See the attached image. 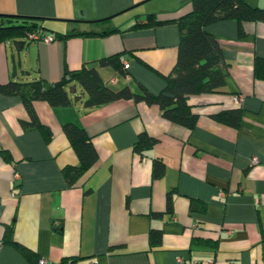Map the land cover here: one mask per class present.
<instances>
[{
    "label": "crops",
    "instance_id": "0c3cea01",
    "mask_svg": "<svg viewBox=\"0 0 264 264\" xmlns=\"http://www.w3.org/2000/svg\"><path fill=\"white\" fill-rule=\"evenodd\" d=\"M246 1L264 8V0ZM192 8V0H0V23L32 16L44 34L95 32L1 42L0 84L54 83L86 67L114 91L159 94L181 30L177 22L142 23L151 13L170 19ZM205 30L229 66L223 91L189 97L193 128L133 98L89 109L77 86L67 106L34 101L52 130L47 139L29 125L21 96L0 93V264H264V22L219 19ZM114 55L126 70L123 61L100 63ZM235 108L237 125L215 118ZM68 122L86 130L98 153L76 183L65 171L80 162ZM142 133L156 142L137 151ZM153 230L161 232L158 244Z\"/></svg>",
    "mask_w": 264,
    "mask_h": 264
},
{
    "label": "trees",
    "instance_id": "16d2710c",
    "mask_svg": "<svg viewBox=\"0 0 264 264\" xmlns=\"http://www.w3.org/2000/svg\"><path fill=\"white\" fill-rule=\"evenodd\" d=\"M192 2L193 8L189 13L170 19H159L156 13H151L147 16L146 23H142V25H157L177 22L181 30L177 62L171 73L164 76L166 86L159 94H152L145 89L137 93L129 87L114 91L104 84L95 69L86 67L68 71L61 80L54 83L42 80H11L0 84V93L21 96L31 118L29 125L39 127L47 139L51 137L52 130L39 120L34 109V101L44 100L51 106H67L72 103L70 92L75 91L77 86H80L83 93L87 94L85 106L89 109L121 98H133L136 101L157 104L165 118L193 128L197 122V115L188 103L189 97L195 94L223 91L229 66L223 58L217 39L205 30V26L215 20L227 18L236 19L239 22H264V8L252 6L246 0H192ZM2 18L0 43L12 39L22 46L30 40L29 34L32 32L45 33L37 17L20 15ZM46 34L53 35L55 40L56 38L66 39L72 36L95 34V32L73 31L66 34ZM121 61L123 59L120 55H114L101 59L100 63L118 66ZM122 63V70H126L125 61ZM215 118L221 122L237 125L241 118V110L240 108L226 110L216 114ZM64 130L80 159L78 165L65 170L69 182L76 183L97 162L98 153L91 137L82 126L68 122L64 124ZM155 142L154 137L142 133L135 149L141 151ZM171 204L172 196L169 194V207ZM8 230L7 240L10 241L12 231L10 228ZM160 241L161 232L153 230L151 243L158 244ZM24 250L29 254V251Z\"/></svg>",
    "mask_w": 264,
    "mask_h": 264
},
{
    "label": "built area",
    "instance_id": "2783aa9c",
    "mask_svg": "<svg viewBox=\"0 0 264 264\" xmlns=\"http://www.w3.org/2000/svg\"><path fill=\"white\" fill-rule=\"evenodd\" d=\"M29 39L30 40H37L45 43H49L54 40V36L51 34H41L37 31L32 32L29 34ZM125 65L127 66V63L125 62ZM242 99V96H236L235 100L240 101ZM256 161V158L254 159ZM19 178V175L16 173L14 176V182ZM15 193V191H14ZM13 193V194H14ZM2 242H0V247H1ZM49 261L47 259H40L39 264H48Z\"/></svg>",
    "mask_w": 264,
    "mask_h": 264
}]
</instances>
